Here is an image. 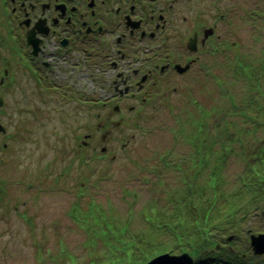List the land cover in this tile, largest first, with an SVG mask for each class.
Masks as SVG:
<instances>
[{
    "label": "flooded vegetation",
    "instance_id": "flooded-vegetation-1",
    "mask_svg": "<svg viewBox=\"0 0 264 264\" xmlns=\"http://www.w3.org/2000/svg\"><path fill=\"white\" fill-rule=\"evenodd\" d=\"M257 16L256 0H0V164L10 163L15 184L17 176L40 185L54 175L61 191L60 149L92 162L133 147V131L168 111L176 144L154 168H202L205 155L184 157L178 143L216 132L207 118L224 107L214 102L210 111L209 86L219 88L224 69L240 79L245 59L255 67ZM50 143L57 161L18 171L21 158L28 165L34 157L30 149ZM188 178L191 169L180 184Z\"/></svg>",
    "mask_w": 264,
    "mask_h": 264
},
{
    "label": "rangeland",
    "instance_id": "rangeland-1",
    "mask_svg": "<svg viewBox=\"0 0 264 264\" xmlns=\"http://www.w3.org/2000/svg\"><path fill=\"white\" fill-rule=\"evenodd\" d=\"M256 1L258 15L256 33L257 36L261 33L262 37L256 42L257 60L252 63L253 66L259 64L264 57L262 55L264 0ZM243 45L249 47V40L243 38L241 46ZM245 60L246 63L251 62L250 59ZM258 74L264 75L262 71ZM229 77L224 69L223 74H219V88L218 85L217 87L209 86V104L215 102L227 107V100L233 92L240 93V99L244 102L241 103V108L246 109L249 102H246L248 97L246 87L255 81H245L241 77L231 80ZM260 83L264 89V78ZM220 93L222 97L219 96ZM5 110L8 111V105ZM3 111L1 110V114L4 113ZM167 112L161 114L157 120L145 122V126L150 127L149 129L133 131L136 132L134 140L132 139L133 147H118L117 150L106 153L104 157L96 156L92 162L78 163L76 158L71 156L70 150L69 153L60 149V158L63 162L61 161L60 172H56L64 178V183L58 185L61 191L57 190L56 185L51 181L54 175H50L40 185L35 183L37 179L26 180L17 176L18 180L23 181L15 184L10 163L5 161L0 164V264H87L92 260L91 257L103 262L109 257L108 250L104 246L106 244L109 246L110 254L112 250L121 251L125 255L121 264H128L131 250H121L125 246L132 245L133 240L128 238L132 236L135 240L150 238L152 232L147 225L154 227L160 225L156 215L154 216L155 210L152 206L157 204L162 210L170 209V190L177 187V191H180L183 186L180 184L177 170L170 166H159V171L153 172L154 164H161L157 161L176 144L174 136L171 135V129L175 127L174 122ZM247 114L251 117L256 116L255 111H249ZM212 117L213 115L209 114L207 126H210ZM256 117L253 120L257 123L253 120L251 123L246 122L242 117L236 118V122L243 128L255 129V138L260 141L264 138L262 132L264 119H256ZM189 137L181 136L183 141H187ZM51 147L50 143L46 148L30 149L35 152L34 157L28 159L30 161L28 165L25 159L21 158L18 171L22 168L37 170L35 167L42 166L47 160L57 161L60 154ZM178 150L187 158L194 152L192 145L184 143H178ZM99 151L97 149L96 154H99ZM54 154L57 155L56 159H52ZM111 154H114V158L110 157ZM204 155L206 164L198 173L197 183H193L196 187H198V181L205 182L207 174L211 171L209 166L213 164L208 162L213 160V152L212 158H209L208 152ZM1 156L5 157V154ZM64 156H66L65 160ZM164 159L171 158L166 156ZM220 166H223V163ZM246 170L241 155L227 157L226 163L220 170L227 181L224 184V190L232 191L238 177ZM218 175L216 170L214 176ZM155 176L162 177L165 183L156 184ZM29 184H31L30 188H28ZM81 184H84V188L79 187ZM39 187L42 190H39ZM38 193L42 194L38 195ZM178 194L180 195V192ZM74 200L81 211H86L89 207V214L81 215L80 213L79 216L70 217L69 211ZM241 217L235 220L236 228H234L238 229L237 232L243 243H245L243 239L248 237L247 232H264L263 217L260 218L252 212L242 219ZM87 218L89 220L84 223ZM96 241H100L97 246H95ZM167 241H169L168 236L160 234V243ZM148 244L153 246V243ZM152 252L153 250L144 254V251H138V255L143 257L136 261L141 262Z\"/></svg>",
    "mask_w": 264,
    "mask_h": 264
},
{
    "label": "trees",
    "instance_id": "trees-1",
    "mask_svg": "<svg viewBox=\"0 0 264 264\" xmlns=\"http://www.w3.org/2000/svg\"><path fill=\"white\" fill-rule=\"evenodd\" d=\"M262 55L264 56V50H262ZM260 71L264 73V57L255 67H251L249 62H242L241 79L255 81L246 87L248 95L246 102L249 101L247 108H241L243 101L240 99V93L234 94L235 99L238 96L236 100L229 95L227 107L220 105L224 107V110L219 116L210 113L213 115L212 121L210 126H206L216 132L208 134L207 142H202L200 138L195 140L194 136L183 141L184 144L192 145L193 153L198 152L199 157L204 155L202 146L207 143L206 153L208 152L209 158H212L213 152V160L208 161L213 162L209 166L211 171L207 174L205 182L198 181V187H196L193 183H197L198 173L202 171L201 167L193 165L175 169L179 178L183 176L184 171L191 169L192 178H188L185 186L181 184L183 186L178 191L180 195L178 193L176 196L170 194L174 187L173 190H170V209L162 210L157 204L152 206L155 210L154 216L156 215L160 225L154 227L146 224L151 228L152 236L150 238H140L139 240H135L133 236L128 238L133 240L132 245L121 249L131 250L128 264H144L161 254L178 255L184 252L193 257L194 264H264V257L254 256L248 243L249 235L261 231L247 232L248 237L243 239L245 241L243 243L239 232H237L238 229H235V220L240 216L242 219L252 212L258 217L264 218V138L257 141L255 129L243 128L236 122L238 117H242L244 121L250 123L256 116V119H264V89L260 83L264 75L258 74ZM209 109L213 111L211 104ZM249 111H255L256 116H249L247 114ZM234 118L235 120H232ZM192 124L193 122L189 121L186 126L192 127ZM262 132L264 134V128ZM216 147L217 149H215ZM236 154L241 155L247 170L238 177L234 189L226 192L224 184L227 181L220 170L226 163L227 157ZM189 159H195V156H190ZM221 163L223 166H220ZM158 168H154L153 172L157 173ZM216 170L218 176H214ZM155 180L157 179L155 178ZM161 183H165L163 179L156 182L159 185ZM88 208L86 211H81L76 202L71 208L69 216H79L80 213L87 215L89 214ZM87 220L89 218L84 223ZM160 234H166L169 241L160 243ZM123 236L125 237L124 234ZM229 237L231 238L229 239ZM98 242L100 241H96L95 246L99 245ZM148 243H153V246ZM106 245L104 246L108 250L109 257L103 262L91 257L92 260L87 264H121L124 261L125 255L121 251L112 250V254H110L109 246ZM151 250L153 252L151 255L148 254L149 257L144 258L141 262L136 261L143 257L138 255V251H144L146 254Z\"/></svg>",
    "mask_w": 264,
    "mask_h": 264
},
{
    "label": "water",
    "instance_id": "water-1",
    "mask_svg": "<svg viewBox=\"0 0 264 264\" xmlns=\"http://www.w3.org/2000/svg\"><path fill=\"white\" fill-rule=\"evenodd\" d=\"M249 246L253 255L264 257V232L251 234L249 236ZM193 262L192 256L184 252L178 255L161 254L150 259L145 264H193Z\"/></svg>",
    "mask_w": 264,
    "mask_h": 264
}]
</instances>
